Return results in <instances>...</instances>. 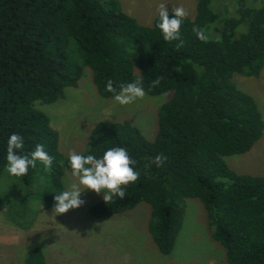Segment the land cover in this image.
I'll use <instances>...</instances> for the list:
<instances>
[{"label": "trees", "instance_id": "1", "mask_svg": "<svg viewBox=\"0 0 264 264\" xmlns=\"http://www.w3.org/2000/svg\"><path fill=\"white\" fill-rule=\"evenodd\" d=\"M214 1L196 0L180 40L169 42L157 26L158 13L142 25L119 0H0V177L12 133L23 137L21 154L42 144L53 157L50 170L38 161L17 177L28 189L21 198L25 207L34 197L40 207L54 208L55 195L65 190L62 176L71 172L68 156L58 150V132L35 102L61 98L66 87L78 84L85 67L105 98L114 97L107 81L118 93L119 85L140 79L146 94L171 91L159 108L155 135L148 138L130 120L102 119L80 152L100 158L108 148L124 147L137 161L139 179L126 187L124 199L114 197L107 205L102 199L89 213L107 218L147 202L148 231L159 252L168 255L186 199L198 198L227 264H264V176L238 173L225 160L250 151L264 130L258 103L236 84L239 75L259 76L264 66V1L220 0L217 12ZM234 1L235 14L225 16L226 4ZM197 26L207 42L197 38ZM154 80L160 83L152 86ZM161 154L167 159L158 167L152 161ZM16 206L0 196L7 218L21 229L30 227L33 218H14ZM23 264H46L43 250L31 248Z\"/></svg>", "mask_w": 264, "mask_h": 264}, {"label": "rangeland", "instance_id": "2", "mask_svg": "<svg viewBox=\"0 0 264 264\" xmlns=\"http://www.w3.org/2000/svg\"><path fill=\"white\" fill-rule=\"evenodd\" d=\"M119 1L124 12L142 25L152 23L161 3L166 4L168 11L174 6H183L188 12L187 17L195 15L196 0ZM219 1L212 3V9L215 10ZM237 7L236 1L227 3L225 16L234 15ZM236 84L254 97L264 118V66L259 76L239 75ZM170 93L146 94L144 99L122 106L114 97L99 95L92 71L85 67L75 87H66L63 96L54 102L36 101L35 107L50 118L51 126L59 135L58 150L67 157L70 150H85L90 129L102 119L130 120L145 136L152 138L158 128L159 108ZM225 160L238 173L264 176V130L250 151L226 156ZM74 182L78 183L77 178L65 171L62 176L65 190ZM27 190L5 167L0 177V196L16 201L14 218L25 222L33 218V223L21 229L0 210V224H12L22 231L19 244L11 243L10 237L0 238V264H23L26 253L35 246L45 252L46 264H227L223 248L210 237L205 209L198 198L186 199L184 219L175 246L171 253L164 255L157 249L147 228L151 210L147 202L142 201L132 209L107 218H98L90 214L88 208L102 200L103 193L85 189L80 196L84 201L82 206L56 215L54 208H41V202L34 197L25 207L21 198ZM21 212L24 215L20 217ZM1 232L0 228V237Z\"/></svg>", "mask_w": 264, "mask_h": 264}, {"label": "clouds", "instance_id": "3", "mask_svg": "<svg viewBox=\"0 0 264 264\" xmlns=\"http://www.w3.org/2000/svg\"><path fill=\"white\" fill-rule=\"evenodd\" d=\"M159 23L158 28L163 34L165 41L180 40V29L183 20L188 16L187 10L183 6H174L172 11L174 18H169V12L166 4L161 3L158 6ZM193 31L197 38L203 42H207L209 37L201 28L194 27ZM220 37H217V42ZM183 41H180L182 46ZM159 80H154L152 86H157ZM120 91L117 93L113 87L111 80L107 81L106 90L114 94V100L120 105H129L137 99H144L146 92L143 87L142 80L138 79L128 84L119 85ZM24 148L23 137L17 133H12L7 140L6 148V171L14 177H23L28 174L29 168H35L39 161L45 169H51L53 157L45 151L44 145L38 144L30 154H21ZM166 157L157 155L154 163L158 167L163 166ZM71 175L77 178L78 183H71L66 190L55 195L53 212L56 215L66 214L71 209L79 208L84 201L80 199L81 193L87 189L97 194L103 193V200L107 205L113 202L114 197L124 199L125 189L129 184L135 183L140 176L133 165L137 163L133 159L126 148L111 147L108 148L100 158L93 154H83L75 150L68 153ZM149 165H145V168ZM82 186V187H81Z\"/></svg>", "mask_w": 264, "mask_h": 264}, {"label": "crops", "instance_id": "4", "mask_svg": "<svg viewBox=\"0 0 264 264\" xmlns=\"http://www.w3.org/2000/svg\"><path fill=\"white\" fill-rule=\"evenodd\" d=\"M62 222L63 221L61 219L60 224H62ZM0 228L2 229L0 238H8V237H10L11 243L19 244V242H20V232H22L21 230H19L17 227L13 226L12 224H11V226H8V225H6V223H4V225L0 224ZM13 229L15 231H13ZM10 230H12V231H10ZM57 232H61V231H57ZM43 253H44V256H45V252L44 251H43ZM45 259H46V256H45Z\"/></svg>", "mask_w": 264, "mask_h": 264}]
</instances>
